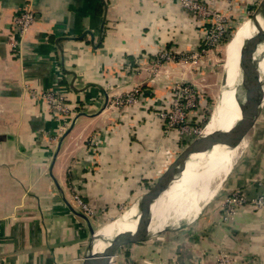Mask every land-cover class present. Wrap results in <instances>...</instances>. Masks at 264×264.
<instances>
[{"label":"crops","instance_id":"1","mask_svg":"<svg viewBox=\"0 0 264 264\" xmlns=\"http://www.w3.org/2000/svg\"><path fill=\"white\" fill-rule=\"evenodd\" d=\"M25 2L0 0V264H81L98 252L96 233L111 224L115 235L174 159L159 110L191 73L187 59L159 65L160 56L203 47L211 23L179 0H31L35 20L19 34L12 22ZM47 94L66 112L53 113ZM255 137L242 159L254 166H236L225 196L264 192V150L255 148L264 138ZM217 222L211 232L203 215L183 238L126 245L111 264H264V207Z\"/></svg>","mask_w":264,"mask_h":264},{"label":"rangeland","instance_id":"2","mask_svg":"<svg viewBox=\"0 0 264 264\" xmlns=\"http://www.w3.org/2000/svg\"><path fill=\"white\" fill-rule=\"evenodd\" d=\"M260 1L261 0H226L227 8L225 11L222 10L221 12H213L211 8L210 11L219 15V19H221V21L227 26V30L229 31L227 34L230 35V37L227 38L228 40L224 43H221V45H210L205 47L197 46L191 52H180L175 56L173 55L174 59L172 62H178L179 65L185 64V59H187V65L189 64L188 71L191 73V77L188 79L180 78L176 84L170 88H167L169 91H167L169 93V97L167 94L168 98L163 99L165 102L162 104L161 109L159 110L163 135L167 136L170 132H172V136L175 139L176 148L174 155L171 157L172 159L175 158L176 155H178V153L193 139H195L198 135L203 134V131L206 130V127L212 119V112L217 101L219 99H223V101L226 100V102L230 101L229 98L231 89L227 87L225 82V77L228 72V68L226 69L228 64L227 53L225 51L226 45L228 44V41L231 40L230 38H232L236 27L245 20H251L258 8ZM165 62H167L166 59L159 62V65L164 64ZM236 70L238 73V69ZM262 78L264 96V77ZM184 89L188 90L186 94V100L184 98ZM239 89L240 88H238L237 91H241ZM129 96L130 95H128L127 98ZM221 107L222 105H220L219 109H221ZM168 117H171L175 121L172 126H170L167 122ZM253 127L255 128H252L253 130L251 129L249 134L245 137L242 147L225 178L221 181L217 180L213 184L211 183L213 188L218 186L217 191L213 194L212 199L199 204L198 212L195 216H193V214H185L183 211L179 212L177 215V221L165 222V224L162 226V229L160 230L162 231L161 234L157 233L158 231H149L148 235H150H147V240L154 236L157 238L162 237V239L160 238L161 241L166 243L169 236H175L177 234H180V237L183 238L185 237V231L189 229L192 221L200 219L203 215H207L209 217L210 227H208L209 230L213 232V230L216 228L215 226L218 223L217 220L219 219V216L220 219L223 216L220 200L226 195V189H228L227 185H231L232 180L230 179L233 175V172L235 171L236 166L239 165V161H242L244 158V152H246V150L250 152L253 150L254 142L252 140L256 138L255 135L257 137L260 136L259 139H261V137L264 138V97L261 104V109ZM255 148H260V150L263 151L264 142L260 145H257V147L255 146ZM249 162L250 164L254 165V161L251 160ZM151 182L152 181L147 184L146 190L153 184ZM237 188L234 187L231 189V191ZM214 219L215 222L211 223V221H214Z\"/></svg>","mask_w":264,"mask_h":264},{"label":"bare ground","instance_id":"3","mask_svg":"<svg viewBox=\"0 0 264 264\" xmlns=\"http://www.w3.org/2000/svg\"><path fill=\"white\" fill-rule=\"evenodd\" d=\"M259 25L263 24L259 18ZM257 29L250 20H245L236 27L233 34V39L226 45V53L228 64V72L225 77L227 87L230 91V101L226 102L219 99L213 109L212 119L210 120L206 130L203 134L211 133L203 142V149L196 151L189 162L186 169L178 180H176L171 187L155 201L147 215L151 216L149 226L150 232L160 231L165 222L177 221L178 213L183 211L185 214L196 215L198 212V205L212 199L213 194L217 191V187L213 188L214 182L221 181L227 175L231 165L234 163L242 145L234 150H227L225 148L215 147L211 152L209 149L215 141L217 135L221 131H226L236 123L240 116L234 101L240 99L247 94L245 88L237 91L240 83L239 72L237 73V63L241 46L245 40L253 36ZM255 58L258 61L257 68L261 77H264V43L257 47ZM238 76V77H237ZM239 92V93H238ZM226 102V103H225ZM222 103V104H221ZM225 103V104H224ZM220 105H222L221 109ZM234 109L235 114L231 113ZM132 216V211L125 213L119 223L120 231L133 230L136 221L129 223V217ZM137 217V214L135 218ZM136 220V219H135ZM111 224L102 227L96 234L98 240L94 245L95 251H101L113 239L114 234L111 229Z\"/></svg>","mask_w":264,"mask_h":264},{"label":"water","instance_id":"4","mask_svg":"<svg viewBox=\"0 0 264 264\" xmlns=\"http://www.w3.org/2000/svg\"><path fill=\"white\" fill-rule=\"evenodd\" d=\"M259 18L263 27L259 25ZM254 23L257 32L243 42L237 69L240 75V89L245 88L247 94L234 101L235 107L239 112V120L226 131L218 133L215 141L211 145L209 152L215 147L225 148L229 151L240 147L245 137L251 131L263 101V78L257 68L258 61L255 58V52L260 44L264 43V0H261L254 16L250 20ZM233 37L231 38V40ZM228 41V44L231 42ZM235 114L234 109L231 110ZM212 133V132H211ZM208 134H200L187 144L176 157L167 165L163 172L157 177L153 184L138 198L125 213L132 211L129 217V223L136 221L133 230L118 231L113 239L101 251L90 252L84 258L81 264H111L117 251L129 244H135L144 241L149 233L151 216L146 211L151 208L157 199L163 195L171 185L181 178L190 158L195 155L196 151L203 149V142ZM125 213L116 221L118 226ZM137 214V217L135 218ZM136 219V220H135Z\"/></svg>","mask_w":264,"mask_h":264},{"label":"built area","instance_id":"5","mask_svg":"<svg viewBox=\"0 0 264 264\" xmlns=\"http://www.w3.org/2000/svg\"><path fill=\"white\" fill-rule=\"evenodd\" d=\"M24 8L13 19L12 27L19 34H23L34 22L35 15L31 8V0H25ZM181 5L191 11L196 17L206 16L211 23V26L206 31L203 39V46H215L220 45L223 38L227 35V26L219 19V15L210 11L209 8L203 4L192 0H179ZM211 16V17H210ZM211 18V19H210ZM161 59H173L170 53H162ZM179 92V91H178ZM188 90L184 89V95L186 100V94ZM48 102L51 105V111L53 113H64L66 108L62 103V98L51 94L46 95ZM129 98V99H128ZM125 99V103L131 104L134 100L133 95H130ZM133 99V100H132ZM185 108V105H184ZM163 117V115H162ZM170 126L175 122L174 119L168 117L167 120ZM76 203L86 211V206L83 205L79 197L74 196ZM221 211H223L224 220L231 219L237 213L238 209L244 206H251L254 209H260L264 207V192L258 195L249 196L240 188L234 189L227 196L220 200ZM126 264V263H125Z\"/></svg>","mask_w":264,"mask_h":264},{"label":"trees","instance_id":"6","mask_svg":"<svg viewBox=\"0 0 264 264\" xmlns=\"http://www.w3.org/2000/svg\"><path fill=\"white\" fill-rule=\"evenodd\" d=\"M229 30H231V29H229ZM229 32V31H228ZM228 37H230V35H226L224 38H223V40L221 41V43H224V42H226L228 39ZM221 45V44H220ZM240 165H243L244 166V168H245V170L246 169H248L249 167H252V166H254V165H252V164H249V161H242L239 165H237V166H240ZM238 188H241V187H238ZM242 190H243V188H241ZM244 191V190H243Z\"/></svg>","mask_w":264,"mask_h":264}]
</instances>
